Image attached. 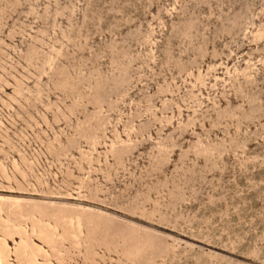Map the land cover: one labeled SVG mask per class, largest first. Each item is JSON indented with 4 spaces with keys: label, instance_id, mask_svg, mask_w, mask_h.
I'll use <instances>...</instances> for the list:
<instances>
[{
    "label": "rangeland",
    "instance_id": "1",
    "mask_svg": "<svg viewBox=\"0 0 264 264\" xmlns=\"http://www.w3.org/2000/svg\"><path fill=\"white\" fill-rule=\"evenodd\" d=\"M0 264H264V0H0Z\"/></svg>",
    "mask_w": 264,
    "mask_h": 264
}]
</instances>
